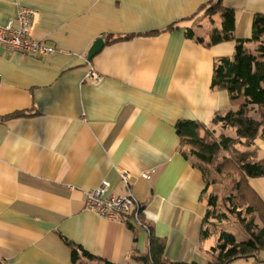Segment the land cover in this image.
<instances>
[{
    "label": "crops",
    "instance_id": "1",
    "mask_svg": "<svg viewBox=\"0 0 264 264\" xmlns=\"http://www.w3.org/2000/svg\"><path fill=\"white\" fill-rule=\"evenodd\" d=\"M208 1L216 0H0V25L18 7L33 8L32 37L57 49L25 55L0 47L2 263L72 264L66 238L114 264H143L138 257L148 253L150 233L164 241L170 261L212 259L217 232L200 239L212 186L195 159L181 153L186 147L175 132L178 120L190 119L217 137L225 128L212 122L214 115L233 107L211 78L217 59L232 57L235 41L205 45L212 28L203 26L219 28L221 22L218 13L199 11ZM222 5L234 10V37L250 39L264 0ZM187 29L204 43L187 37ZM149 31L159 32L143 35ZM127 34L135 36L106 38ZM99 37L104 45L88 61ZM257 45L246 42L251 51ZM90 68L97 79L86 76ZM16 111L28 115L8 116ZM254 111L250 115L258 118ZM257 138L248 148L256 144L262 152L264 140ZM258 155L252 158L264 159ZM122 171L150 232L85 207L84 192L102 181L110 192L124 194ZM149 171V178L141 176Z\"/></svg>",
    "mask_w": 264,
    "mask_h": 264
},
{
    "label": "trees",
    "instance_id": "2",
    "mask_svg": "<svg viewBox=\"0 0 264 264\" xmlns=\"http://www.w3.org/2000/svg\"><path fill=\"white\" fill-rule=\"evenodd\" d=\"M199 11H203L209 16L218 13L221 17L220 27L211 29L209 40L205 42L206 46L224 41H235L232 57H220L214 63L211 86L226 90L231 105L235 107L216 113L212 122H220L223 128L233 127L236 136L228 137L221 134L216 137L213 131L190 119L178 120L175 123V132L179 136L180 145L186 147L185 150L181 149V153L185 157L191 156L195 159L196 166L203 174L206 186L214 185L215 177H209V171L204 169L203 165L212 166L214 173L218 175L225 167H230L239 174L238 179L231 181L232 187L228 194L232 195L225 196L223 200L231 205L226 207V211L220 212L218 209L216 193L212 192L208 195L200 239H206L212 233L217 232L214 230L216 228L215 221H221L229 216H235L248 234L246 239L238 240L234 234L220 229L215 245L210 248L215 257L206 264H230L239 258L264 262V203L248 183V178L264 176V159H255L248 154L238 155L233 151V146L241 143L242 138L247 145H251L257 137L264 140V14L253 16L250 39H236L234 37V10L222 5V0H216L214 3L208 1L199 7ZM157 32L159 31H149L143 35H155ZM133 36L135 35L127 34L113 38L112 35H107L106 38L109 41H118ZM186 36L199 43H204L202 37L195 36L189 29L186 30ZM248 41L258 42L255 50L251 51L246 46ZM252 110L258 113V119L250 115ZM19 115L28 114L16 111L8 116ZM227 151H231L229 157L217 161V155ZM242 206L245 208L243 209ZM257 218H260L262 222L259 223ZM147 230L150 232L148 226ZM63 240L70 249L72 264H83V259L89 262L98 261L100 264H114L89 253L80 245L66 238ZM164 247V241L150 233L149 251L138 259L143 264H198L196 262L170 261L163 256ZM0 264L4 263L0 261Z\"/></svg>",
    "mask_w": 264,
    "mask_h": 264
},
{
    "label": "built area",
    "instance_id": "3",
    "mask_svg": "<svg viewBox=\"0 0 264 264\" xmlns=\"http://www.w3.org/2000/svg\"><path fill=\"white\" fill-rule=\"evenodd\" d=\"M37 16V11L30 7L20 6L8 21L0 25V47L11 53L25 55H47L57 51L46 39L34 38L31 31ZM86 76L97 79V73L90 68ZM152 171L143 172L144 178H149ZM120 181L126 192L116 194L110 192L108 181L84 192L85 207L96 215L108 219L124 221L143 227L147 230L140 218L143 204L131 192V179L127 172H120Z\"/></svg>",
    "mask_w": 264,
    "mask_h": 264
},
{
    "label": "rangeland",
    "instance_id": "4",
    "mask_svg": "<svg viewBox=\"0 0 264 264\" xmlns=\"http://www.w3.org/2000/svg\"><path fill=\"white\" fill-rule=\"evenodd\" d=\"M217 25H218L217 23L210 22L209 24H205L203 26V29L214 28ZM254 118H256L255 114H254ZM222 135L228 136V137H235L236 132H235V129L233 127H229V128L227 127L224 129ZM255 140H257L256 143H258L260 141V140H258V138H255L253 140V142ZM243 144L245 146H242L240 144H236L233 148V151L235 153H237L238 155L248 154L250 156H256V154H259L258 156H260V158H261V156H263V158H264V150L262 152L257 151L256 144H254L251 148H248V147H250V145L245 144V142H243ZM230 154H231V151H227V152H223V153L220 152L217 155L218 156L217 161H220L224 157H229ZM223 155H227V156H223ZM225 159L226 158H224V160ZM203 168L209 171V177H215V183H214V185H212L211 190H213V192L216 193L218 196L217 206H218V209L220 210V212H223V210L226 211V207L229 205V203L227 201L223 202V200H224L225 196H228V195L231 196L232 195L230 193L228 194V192H229V190H231V187H232V182H231L232 179H238L239 178L238 172H236V170L231 169L230 167H225V168H222L221 174L218 175V174L214 173L212 166H204L203 165ZM248 183L258 193V195L260 196V198L262 199V201L264 203V176L263 177L248 178ZM206 197H207V195H206ZM235 205H237V204H235ZM229 206H231V205H229ZM242 208L244 209L245 207L242 206ZM257 221L259 223L262 222L260 220V218H257ZM215 222H216L215 223L216 228L214 230H216L217 233L219 232L220 229H224V230L234 234L238 240H243V239H246L248 237L246 230L244 229L242 224L238 221V219L235 216H229L226 219H223V220L218 221V222L215 221ZM211 237H216V234L212 233ZM209 253L211 254L212 258L215 257V255L212 253L211 250ZM82 263L83 264H100L98 261L89 262V261H86L84 259L82 260ZM231 264H237V262H235V263L232 262Z\"/></svg>",
    "mask_w": 264,
    "mask_h": 264
},
{
    "label": "water",
    "instance_id": "5",
    "mask_svg": "<svg viewBox=\"0 0 264 264\" xmlns=\"http://www.w3.org/2000/svg\"><path fill=\"white\" fill-rule=\"evenodd\" d=\"M103 45H104V40H103L101 37L97 38V39L93 42V44L90 46V48L88 49V51H87V55H86V59H87L88 61H90L91 58H92L97 52L100 51V49L103 47Z\"/></svg>",
    "mask_w": 264,
    "mask_h": 264
}]
</instances>
